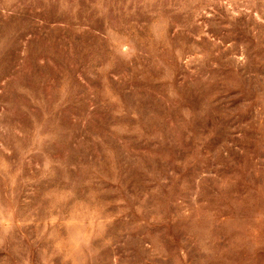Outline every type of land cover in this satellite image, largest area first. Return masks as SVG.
<instances>
[{
    "label": "rangeland",
    "instance_id": "obj_1",
    "mask_svg": "<svg viewBox=\"0 0 264 264\" xmlns=\"http://www.w3.org/2000/svg\"><path fill=\"white\" fill-rule=\"evenodd\" d=\"M0 264H264V0H0Z\"/></svg>",
    "mask_w": 264,
    "mask_h": 264
}]
</instances>
